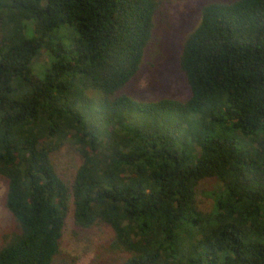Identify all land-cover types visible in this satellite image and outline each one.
<instances>
[{"label": "trees", "instance_id": "1", "mask_svg": "<svg viewBox=\"0 0 264 264\" xmlns=\"http://www.w3.org/2000/svg\"><path fill=\"white\" fill-rule=\"evenodd\" d=\"M170 1L0 0V264H75L70 200L88 264H264V0L203 1L167 49ZM166 52L183 98L139 89Z\"/></svg>", "mask_w": 264, "mask_h": 264}, {"label": "rangeland", "instance_id": "2", "mask_svg": "<svg viewBox=\"0 0 264 264\" xmlns=\"http://www.w3.org/2000/svg\"><path fill=\"white\" fill-rule=\"evenodd\" d=\"M203 1L208 0H171L170 3L167 4L169 25L167 23L166 26L167 28L171 29L168 34L169 36H167L168 43L165 44L167 49H169L171 46H176V40L174 41L175 37H173L176 33L187 31L197 22L198 16L196 9ZM60 31L61 32L58 36L59 41H61L63 44H69L75 35L74 30L72 28L61 27ZM46 61V56L41 55L36 61V64H32V72L35 76L41 77L44 74L45 69L41 71L39 68H42ZM174 71L175 55L173 56L166 52L164 66L158 69L159 82L155 83L150 81V74L146 72L143 74L139 84L140 91L148 90L147 95H151L153 88H155L160 90L162 93L168 92L169 95H173L177 98L185 97L186 92L183 84L178 80L179 78L175 76ZM53 163L59 175L66 182L71 183L80 162L79 157L73 148L69 145H66L53 155ZM218 188L219 184L215 181H203L198 185L195 191V200L199 209L207 212L211 208V195L213 192L218 190ZM3 192L4 186L0 182V198ZM6 220L7 216L0 207V229ZM72 229L73 206L72 200H70L65 225L62 232L60 250L63 254L74 257L75 264H88L93 257V243L76 241L72 235Z\"/></svg>", "mask_w": 264, "mask_h": 264}]
</instances>
